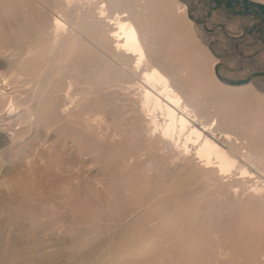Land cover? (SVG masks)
Returning <instances> with one entry per match:
<instances>
[{"label":"rangeland","instance_id":"obj_1","mask_svg":"<svg viewBox=\"0 0 264 264\" xmlns=\"http://www.w3.org/2000/svg\"><path fill=\"white\" fill-rule=\"evenodd\" d=\"M47 1L21 0L13 4L0 0V180L6 170L14 169L12 165H23L19 161L30 157L32 164L20 168L23 173L31 174L34 166L40 165L49 182H58L62 176V183L71 186L48 197L50 204L59 206L57 210L48 206L49 212L62 215L56 229H60L62 252L52 264H83L82 254L90 252L97 241L102 247L90 264H264V114L256 116L254 131L245 135L249 138L259 134L254 140V155L249 159L237 156L229 173L221 174L214 165L204 167L194 155L178 156L175 146L155 139L166 123L161 112L150 120L140 110L138 90L126 84L136 81L131 69L134 60L117 52L110 38L112 27L99 19L98 8L107 0H74L70 6L59 0L56 9L55 1ZM119 1L132 3L129 17L139 14L152 32L167 34L158 50L170 57L173 38L169 30L173 29L178 8L186 7L179 27L186 34L185 50L197 56L180 61L181 68H196L195 73L211 70L220 85L209 80L203 86L194 85L198 99L211 102L213 97L205 89L219 95L226 86L231 91H250L244 104L248 108L249 100H253L250 105L263 104L264 0ZM124 10L108 3L106 13L110 17ZM41 14L45 16L44 29L39 25ZM57 16L62 28L56 36L52 22ZM9 20L8 27H1ZM182 54L185 58V51ZM75 75L77 81L73 82ZM111 80L126 84L112 88L115 95L108 99L115 101L117 95L122 98L116 105L107 104L105 93H93ZM126 96L128 100H124ZM9 98L22 105L13 119L25 117L29 108L35 109L34 120L25 129L9 127L4 119ZM220 101L217 103L222 106H240L237 100L230 104ZM49 102L64 107L62 113L55 110V117L47 120L43 105ZM99 104L107 107L92 124L87 118L99 109ZM251 120L243 119V123L249 127ZM151 121L157 131L145 138ZM136 132L142 133L141 137L135 136ZM215 138L227 147L218 140V133ZM139 148L143 149L141 156L129 161L128 149ZM242 169L249 175H242ZM178 176L194 178L193 188L200 192L196 196H205L203 221L196 213L181 227L171 226L166 215L169 205H159L157 198L162 190L157 184ZM10 184L5 180L0 193L10 192ZM136 219L139 224L134 232L152 230L156 243L145 252L129 254L123 243L132 240L129 231L125 232ZM80 231L87 232L83 244L75 241ZM49 241L51 246L57 242L53 238ZM55 252L51 247L49 254ZM72 252L75 256L68 263Z\"/></svg>","mask_w":264,"mask_h":264},{"label":"bare ground","instance_id":"obj_2","mask_svg":"<svg viewBox=\"0 0 264 264\" xmlns=\"http://www.w3.org/2000/svg\"><path fill=\"white\" fill-rule=\"evenodd\" d=\"M5 1L16 4V2L21 0ZM54 1L56 3H53V6L56 9L59 0H48L47 3ZM64 1L70 6L74 0ZM90 1L93 2L94 0ZM108 3L118 8L123 7L127 11H115L112 16L109 15L110 17H108L106 13ZM131 8L132 3L121 4L119 0H107V3L103 1L101 7L98 8L99 19H105V23L112 27L110 38L116 43L117 52L126 59L133 58L134 60L131 69L137 78L136 81H128L126 84H131L132 87H136L138 90L140 110L146 116H149L150 120L157 112H161L165 118V127L158 132V136L156 135L155 139L175 146L176 154L182 158H189L194 155L196 156L195 158L203 163L204 167L209 169L214 165L221 174L229 173L234 168L237 156L239 158L244 157L245 159L251 158L254 155L256 146L254 140L259 138V134L250 136L249 138H245V135H249L247 133L254 131L252 128L256 127V116L264 114V101L260 106L257 104L250 105L253 100H249L248 104L250 107L248 108L244 104L250 98L251 92L238 88L231 91L226 86L225 89L222 88L219 95H216L209 88L205 89V91L207 90L212 95L211 98L213 97L211 102L199 100L197 93L193 91L194 85L196 87L203 86L207 80L213 82L216 86L219 84L215 80L211 70L210 73L204 72V70H198L195 73L196 68L194 71H190L188 67H185L186 69L181 68L182 64L180 61L183 62L184 59L189 61L191 57L194 60L197 56L190 49L185 50L187 49L185 42L186 34L179 27V21L184 20V9L186 7L182 9L178 8V16L174 21L175 27L172 24L173 29H171L174 31L169 30L170 37L171 39L173 38V41L169 43L171 45V57L163 54V51L160 49L158 50V44L165 43L163 37L167 34L158 32L157 30L152 32L150 27L146 26V22H143L146 21L145 17L142 20L139 14H136L133 18L129 17L128 11ZM29 9L32 13V4H29ZM60 16L55 17L52 22L56 30V36L57 31L62 28V23L59 21ZM136 21L139 23H136ZM10 23V20L4 22L1 27L6 28ZM17 23L21 26L20 20ZM39 25L44 29L45 16L42 14L39 18ZM184 51L185 58L182 54ZM171 61L177 62L176 65H172ZM76 75H80V73ZM76 75L73 76L75 79L72 78L73 82L77 81ZM126 84L119 83L117 80H111L93 93L96 95L105 93V97L108 99L115 95L112 88H121ZM74 95L76 94L74 93ZM118 97L119 95L114 99L115 101L108 99L107 104L116 105V102L118 103V101L122 100V98L118 99ZM215 99L217 101H227L228 104L237 100L240 106H222ZM70 100L72 102L74 98ZM124 100H128V96ZM107 104H99V109L93 112L87 119L92 124H96L99 116L104 113L102 110L106 109ZM21 106V104L9 98L4 118L8 121L9 127L18 126L20 129H25V126H29L31 121L34 120L35 109L33 107L27 109L28 114L25 117L22 118L18 115L17 118L13 119L14 116L20 113ZM62 107L64 105L57 106V104L49 102L47 105H43V115L47 120L53 119L55 117V110H60L59 112L62 113ZM125 112L132 113L133 111L127 110ZM56 118L59 117L57 116ZM243 119H252L249 127L243 123ZM150 124V128L144 132L145 138L153 136L157 131L155 122L151 121ZM20 131L23 132V130ZM216 133L220 136L218 140H223L227 147H222L218 143L215 138ZM141 135L142 133H135V136H138V138ZM190 148L191 150L189 151ZM193 148L195 151L192 154ZM128 150L130 153L126 157H128L129 161L138 159L141 156L140 152L143 151L141 148ZM19 162L24 163L23 165H31L32 159L27 157L24 162ZM23 165L18 167L12 165L14 169L6 170L5 175L0 180V185L5 180L11 182L9 185L10 192L0 193V264H52L62 252V250L59 251L60 244L62 243L61 236H59L60 229L58 231L56 230L60 226L62 215H59L57 212H52L53 210L59 209V206L50 204L48 197L56 192H62V190H70L71 186L67 182L62 183V176L58 182H49V179L44 177L45 171L40 168V165H37L38 167L34 166L31 174H25L20 169ZM241 174L249 175L245 169H242ZM195 184L196 180L194 178L183 179L179 176L178 178L175 177L169 181H165L163 184H157L162 192L159 193L158 198L156 196L155 198H157L158 203H167L169 205V212L166 215L168 221L171 222V226L181 227L188 218L194 219L197 216L196 213L201 214L202 211L207 209L202 206L205 196H196L200 192L193 188ZM172 185L176 187L171 189ZM171 191H174V193L172 194ZM160 203L159 205H161ZM48 206L53 209L51 213L49 212ZM187 211L191 214L187 213ZM199 218L203 221L206 215L201 214ZM151 222H153V219ZM138 224V219L131 221L129 223V230L125 232L126 234L129 231L127 235L131 236L130 240H132L129 244L123 243L125 244V250L130 251L129 254L145 252L151 249L153 244L155 245L156 243L152 239L155 238L153 237L154 233L152 230L138 229L134 232ZM51 238L57 241L53 246L48 244ZM123 238L120 239V242L124 240ZM86 239L87 232L80 231L77 233L75 241L83 244ZM160 242L162 243V241ZM51 247L56 249L54 254H49ZM101 247L102 242H95L90 252H84L82 254V263L90 264V259L96 253V250H99ZM224 251L222 250L221 253ZM69 255L68 263H72V258H74L75 254L72 252Z\"/></svg>","mask_w":264,"mask_h":264}]
</instances>
